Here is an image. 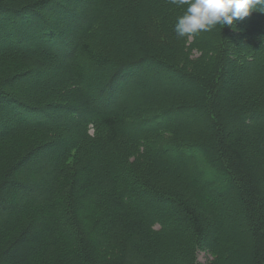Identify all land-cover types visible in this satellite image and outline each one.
Segmentation results:
<instances>
[{"label":"trees","instance_id":"1","mask_svg":"<svg viewBox=\"0 0 264 264\" xmlns=\"http://www.w3.org/2000/svg\"><path fill=\"white\" fill-rule=\"evenodd\" d=\"M55 2L0 0V14L36 29L33 11ZM71 2L72 32L47 24L32 44L0 15V55L41 61L20 74L38 102L0 87L12 120L0 144L45 140L0 166V264H264V13L181 38L183 8L168 0ZM173 41L183 59L163 48ZM145 63L150 78L168 76L161 92L126 83Z\"/></svg>","mask_w":264,"mask_h":264},{"label":"rangeland","instance_id":"2","mask_svg":"<svg viewBox=\"0 0 264 264\" xmlns=\"http://www.w3.org/2000/svg\"><path fill=\"white\" fill-rule=\"evenodd\" d=\"M77 1V0H75ZM91 0H87V2H90ZM58 2V1H56ZM52 3L51 6H49L48 8H44L43 11L40 12L39 15V10L33 11V13H37V17H33L32 21L36 26V29L29 25V22L27 20H23L25 18V16H23L22 18L20 17L19 19H12V15L6 14V13H1L0 15L3 16L4 18H6V22L8 24L9 21L13 20L15 22V26H16V31L17 34L23 37V41L24 43H35L38 41V36L40 34V32H45V30L48 28V25L50 26L51 30H55L57 32V34L62 35L63 33L67 32L68 34L70 32H72V27H73V22H69V20L71 19V17H68L69 15H67L69 12L72 13H76L78 15V17L80 18V12L78 10L79 5H76L77 2L73 3L71 2V0H60V4L58 3ZM64 6V7H63ZM63 7V13L66 14L64 20L60 18H56V15L54 14V12L58 11L60 8ZM46 15H51L50 17H47ZM12 16V17H10ZM39 18V19H38ZM56 19V20H54ZM41 23H39V21ZM66 20V22H65ZM83 20H85V17L83 18ZM12 21V22H13ZM62 22V23H60ZM48 24V25H47ZM1 25V24H0ZM74 29V27H73ZM139 29V27H138ZM10 33H13L14 30H10ZM77 32V30H76ZM8 33V32H6ZM6 33H1L0 32V51L1 49V44L4 42H8L10 41L7 36ZM72 37V36H71ZM74 40V36L72 38ZM116 46V45H113ZM181 45H179L178 43H175L174 41L171 44H166L164 42V46L163 48H175L174 51L176 53V55L178 56V58H184L185 55L184 53L182 54L179 47ZM3 52H5L3 50ZM1 54V53H0ZM6 53L0 55V87H5L6 86V90H9L13 93H15L17 96L29 101V102H38L39 98L37 96H35L33 93H31L30 91L34 92V90L36 88H34L33 84L30 82H25L24 79H22V77H20V74H22L23 72L29 70L30 68H33L34 66H39L41 64V61L35 57H29L27 55H15L14 53L12 54H8L5 55ZM191 55V57H194L196 54H189ZM182 58V59H183ZM143 68L140 67H136L137 68V74L130 76V72L125 71L122 75H124L126 78V83L129 82V79L134 80V82L137 83L136 86H138V84H140L141 82H145V85L147 87L146 90L148 91H152L154 89H156L158 92H161L160 88H161V83L163 81L168 80V76L163 75L157 78H150L149 77V63H145L141 65ZM106 70H97L98 73H91L89 76L92 77L94 80H97L98 78H100V75H103L105 73ZM19 73V74H18ZM99 74V75H98ZM10 76V79H7ZM6 78V79H5ZM229 80H230V74L228 73V75L226 76V84H229ZM176 81V82H174ZM173 84H179L180 80H177L176 78H174ZM25 82V86H21V84ZM183 82V81H182ZM184 83V82H183ZM158 87V88H157ZM144 89V88H143ZM141 91V89L139 88H135V91ZM114 92V95H116V88L114 86H112L111 88H109L108 90H106L105 92L110 93V92ZM123 93V92H122ZM122 93L120 95H122ZM107 98H109V96L106 94ZM102 98H104V94L101 95ZM105 99V98H104ZM114 99V98H113ZM106 100V99H105ZM120 102L115 103V106H118ZM7 102L1 97L0 95V124L2 125V127H7L9 125L12 124V120H11V115H10V111H7ZM13 106V107H12ZM12 106H9L10 110H17L16 106L14 104H12ZM19 106V105H18ZM114 107L109 106L107 108V112L111 111ZM20 111V110H19ZM52 115H59L58 111H54ZM67 117V114L63 115V119H65ZM170 119H172V117L167 116L164 122L166 121H170ZM161 124H163L161 122ZM31 143L34 144L35 146H39L43 143H45L44 140V135H30L27 136L25 139L23 140H17L16 143H12L9 142L8 144L4 145V143L0 144V153H2V163L0 166H5L6 165V160L11 158V157H16L21 155L23 152L26 151V149L31 146ZM184 155L188 156V150L185 149L184 151ZM40 154V153H39ZM55 151L50 150L48 152V155H54ZM44 157V155H38L36 154V156H34V159H39L42 160ZM35 163V162H34ZM203 168H205L206 163L203 161V164L201 165ZM30 167H35L30 165ZM40 169V168H39ZM41 169H43V167H41ZM22 173V172H21ZM213 174V172H212ZM214 176V175H213ZM217 179L219 181V189H228L229 185H228V177H225V175H217ZM23 181H27L26 178L23 179ZM28 182V181H27ZM40 182V181H39ZM39 182H37L39 184ZM210 189H215V187L213 185H208ZM1 205L5 204L8 205L10 204V199H6L4 195H2L1 201H0ZM63 245H66V242L63 243ZM63 246V247H64ZM68 247V246H67ZM66 247V251L70 252L71 249ZM55 248L53 249H48L46 254H41L40 258H46V257H52L55 258L57 257L59 254L55 253ZM57 252H61L57 251ZM64 252V250L62 251V253ZM60 258L63 259L62 256H60ZM208 258H212L210 255V252L205 249L202 250L199 253V261L200 263H204L207 261ZM45 260V259H44ZM41 263L44 264H55V262L49 261V262H45L41 260Z\"/></svg>","mask_w":264,"mask_h":264},{"label":"clouds","instance_id":"3","mask_svg":"<svg viewBox=\"0 0 264 264\" xmlns=\"http://www.w3.org/2000/svg\"><path fill=\"white\" fill-rule=\"evenodd\" d=\"M169 4L183 8L177 17L174 31L177 37H189L209 32L219 26H233L253 11L264 13V0H168Z\"/></svg>","mask_w":264,"mask_h":264}]
</instances>
